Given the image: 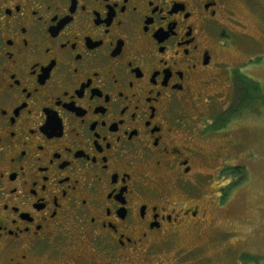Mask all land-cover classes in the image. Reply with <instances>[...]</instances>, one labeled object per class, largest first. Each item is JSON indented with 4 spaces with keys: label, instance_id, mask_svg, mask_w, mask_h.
<instances>
[{
    "label": "flooded vegetation",
    "instance_id": "1",
    "mask_svg": "<svg viewBox=\"0 0 264 264\" xmlns=\"http://www.w3.org/2000/svg\"><path fill=\"white\" fill-rule=\"evenodd\" d=\"M234 3L0 0V264L137 260L204 221L189 112L232 95Z\"/></svg>",
    "mask_w": 264,
    "mask_h": 264
},
{
    "label": "rangeland",
    "instance_id": "2",
    "mask_svg": "<svg viewBox=\"0 0 264 264\" xmlns=\"http://www.w3.org/2000/svg\"><path fill=\"white\" fill-rule=\"evenodd\" d=\"M232 10L234 42L220 53L235 67L244 64L231 75L232 95L222 105L210 103L212 111L199 104L189 112L197 126L229 120L221 134L208 124V140L201 141L211 161L199 169L218 181L212 189L223 182L222 196L203 200L202 223L179 229L151 255L114 264H264V0H235ZM215 89L230 91L224 84Z\"/></svg>",
    "mask_w": 264,
    "mask_h": 264
}]
</instances>
